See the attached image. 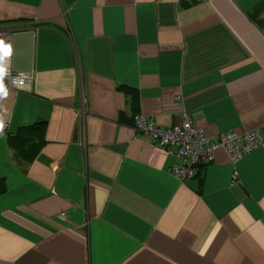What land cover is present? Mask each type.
<instances>
[{
    "label": "crops",
    "instance_id": "obj_1",
    "mask_svg": "<svg viewBox=\"0 0 264 264\" xmlns=\"http://www.w3.org/2000/svg\"><path fill=\"white\" fill-rule=\"evenodd\" d=\"M0 30L33 76L0 87V264H264V0H0ZM184 113L261 145L180 182L133 118Z\"/></svg>",
    "mask_w": 264,
    "mask_h": 264
},
{
    "label": "built area",
    "instance_id": "obj_2",
    "mask_svg": "<svg viewBox=\"0 0 264 264\" xmlns=\"http://www.w3.org/2000/svg\"><path fill=\"white\" fill-rule=\"evenodd\" d=\"M206 0H195L197 3ZM7 48L5 53L3 48ZM12 43L8 31L0 30V87L12 92L24 90L33 82L28 72H16L11 68ZM134 129L138 134L148 136L153 145L157 146L183 164L172 167V173L180 182L195 178L198 168L211 161L214 152L221 148L236 163L244 155L261 145L262 138L258 130L242 135L226 133L218 139L207 138L201 130L195 129L192 120L184 113L179 125L173 128H159L154 121L140 114L134 116ZM1 132L7 133V126H1ZM233 179H236L234 174Z\"/></svg>",
    "mask_w": 264,
    "mask_h": 264
},
{
    "label": "snow or ice",
    "instance_id": "obj_3",
    "mask_svg": "<svg viewBox=\"0 0 264 264\" xmlns=\"http://www.w3.org/2000/svg\"><path fill=\"white\" fill-rule=\"evenodd\" d=\"M3 51H4L5 53H7V52H8V49L5 47V48H3ZM0 91H2V89H0Z\"/></svg>",
    "mask_w": 264,
    "mask_h": 264
},
{
    "label": "trees",
    "instance_id": "obj_4",
    "mask_svg": "<svg viewBox=\"0 0 264 264\" xmlns=\"http://www.w3.org/2000/svg\"><path fill=\"white\" fill-rule=\"evenodd\" d=\"M133 126H134V119H133ZM198 176V174L196 175V177Z\"/></svg>",
    "mask_w": 264,
    "mask_h": 264
}]
</instances>
